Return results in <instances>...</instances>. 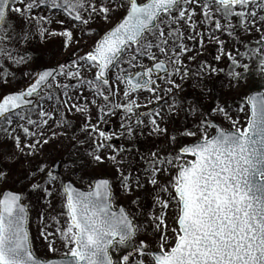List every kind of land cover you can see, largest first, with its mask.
Returning <instances> with one entry per match:
<instances>
[{
  "label": "snow or ice",
  "instance_id": "6c2138e0",
  "mask_svg": "<svg viewBox=\"0 0 264 264\" xmlns=\"http://www.w3.org/2000/svg\"><path fill=\"white\" fill-rule=\"evenodd\" d=\"M0 264H264V0H0Z\"/></svg>",
  "mask_w": 264,
  "mask_h": 264
},
{
  "label": "rangeland",
  "instance_id": "374dc122",
  "mask_svg": "<svg viewBox=\"0 0 264 264\" xmlns=\"http://www.w3.org/2000/svg\"><path fill=\"white\" fill-rule=\"evenodd\" d=\"M53 158L57 159V158H59V156L57 155V156H54ZM61 171H63V169H61ZM31 227H32L33 232L35 233L37 230V223H36L35 219H33V223L31 225Z\"/></svg>",
  "mask_w": 264,
  "mask_h": 264
}]
</instances>
